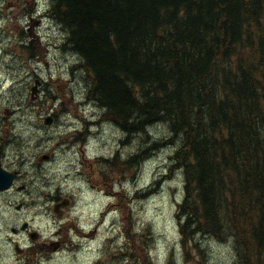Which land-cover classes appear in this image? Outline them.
Here are the masks:
<instances>
[{
    "label": "trees",
    "instance_id": "1",
    "mask_svg": "<svg viewBox=\"0 0 264 264\" xmlns=\"http://www.w3.org/2000/svg\"><path fill=\"white\" fill-rule=\"evenodd\" d=\"M45 15L78 56L86 98L144 136L146 148L100 165L126 176L175 143L185 259L206 261L200 233L233 237L236 264H264V0H51ZM162 123L159 139L149 129ZM127 242L131 264H154L143 230Z\"/></svg>",
    "mask_w": 264,
    "mask_h": 264
},
{
    "label": "clouds",
    "instance_id": "2",
    "mask_svg": "<svg viewBox=\"0 0 264 264\" xmlns=\"http://www.w3.org/2000/svg\"><path fill=\"white\" fill-rule=\"evenodd\" d=\"M50 7L47 0H38L37 14L45 12ZM10 23H16L21 26L27 24V18H18L15 21L11 17L6 20H0V28L5 33L11 32L6 38H2L0 42V109L15 108L17 101L23 103L27 101L28 92L23 95H14V92L8 91V83L14 85V90H18L21 85L16 84V80L20 76H26L27 72L19 75L11 71L7 65L14 63L13 55L5 54V50L16 48L18 43H27V40L18 41L16 34L8 27ZM51 24V21L45 19L43 26L37 31L43 36L54 35L46 33L45 28ZM53 53L47 57L52 63L50 74L44 70L43 63H33V69L39 68V76L47 82L50 79H55L58 75H62L63 79L67 80L66 74L67 64L62 68H57V61L53 60ZM72 61L70 60L69 63ZM70 87L75 88V85ZM55 92V88L52 89ZM44 93L41 92V98ZM83 99V90H80L75 95V100ZM59 101H57V105ZM36 111L25 109L23 113L18 112L11 118L13 127L11 131L20 135L26 141L25 146L19 151L15 147L7 149V156L0 160L4 166L11 165L10 170L18 171L19 179L16 180L12 187L6 191H0V264H94L96 261H102L107 258L110 253L124 251L125 236L121 231V212L113 207L108 210L109 205H116L118 197L114 195H105V189L99 186L94 187L93 181L98 172L103 171L109 176L113 174L109 171L107 165H93V170L90 172L82 163L83 160L94 161L97 157L104 156L111 158L115 155L117 149L120 150L119 159L121 162L126 161L130 154L136 152L133 141L132 147L121 148L120 144L115 142L112 137H122L119 130L113 131V126L109 123L102 125L103 132L98 137L88 136L87 143L83 146V156L81 154V145L77 144L70 150L67 144H61L60 148L55 145L59 143L61 137L68 136L70 133L80 130L83 131V124L74 119L72 115H61L60 120L64 122V126L49 130L47 133L55 137L50 142L43 144L40 148L35 147L36 142L45 133L38 131L33 125L40 123L44 115L40 111V115ZM96 111L92 107L82 109V115L88 120H96L99 118V112L96 115H91ZM71 125V126H67ZM152 129H149L151 132ZM91 132L96 133L97 128L92 127ZM106 142V145H105ZM179 147V143L177 144ZM51 151L54 155V162L44 163L42 168L37 169L36 161L40 152ZM175 151L169 149L168 152ZM168 153H165V155ZM163 161L164 157L161 156ZM21 161L23 164L21 165ZM166 162V161H165ZM156 162L149 163L147 169L138 178L135 187L127 180H120L119 177L112 179L111 191L113 193H125L131 197L138 189H144L150 182L151 171ZM159 175V173L157 174ZM180 177V172L176 173ZM173 186L177 185V181L170 182ZM23 185V190L20 186ZM168 182L165 183V193H167ZM59 195L68 201L66 212L62 213V218H58L53 210L55 200ZM183 190L176 195L175 199L179 203L182 201ZM153 201L157 198L153 197ZM143 203V201H141ZM19 206V207H18ZM164 215L168 217V227L166 232V240H161L157 236L153 246L146 249L154 264H165L167 253L165 246L168 249H174L175 264H185L184 250L179 243L181 237L177 231L176 221L171 219L172 212L176 211V205L168 206V196H164ZM135 208V205H133ZM106 213L101 220V214ZM143 217L134 226L135 233H141L145 227V222L153 219L151 208L147 215L137 213ZM157 222L160 217H155ZM115 221V224H113ZM183 223V219L181 220ZM28 227L25 228L24 225ZM65 225H68L65 228ZM97 234L94 239H90L86 234L90 233L94 228H97ZM15 229L16 231H13ZM63 229V231H61ZM59 235H56L57 232ZM154 231L159 234L161 228L157 223ZM31 233H38L37 242L48 244L52 241L64 240L59 251L53 252L50 255L35 253L31 251L35 248L36 243L30 239ZM195 240H200V233H197ZM109 241H111L109 243ZM234 239L228 237L226 243H218L216 239H212L200 244L201 249L208 248L206 252L207 259L204 264H233L236 260L235 252L233 251ZM18 249H23V253L18 254ZM122 264H129L125 259Z\"/></svg>",
    "mask_w": 264,
    "mask_h": 264
},
{
    "label": "rangeland",
    "instance_id": "3",
    "mask_svg": "<svg viewBox=\"0 0 264 264\" xmlns=\"http://www.w3.org/2000/svg\"><path fill=\"white\" fill-rule=\"evenodd\" d=\"M47 2L50 4L51 0H47ZM37 9H38V0H0V20H6L8 19V17H11L13 21H15L18 18H24V17L27 18V24L24 26H21L16 23H10L8 27L15 32L18 41H24V40L28 41L26 44L25 43L22 44V42L18 43V46L16 48L5 50V54L13 55L14 58V63L7 65V67L11 71L16 72L18 75L20 73L27 72L26 76H20V78L16 80V84L21 85V87L18 90H14V85L11 82H9L8 91L14 92V95H23L25 91L28 92L27 101L23 103L22 107L20 106L21 102L17 101V107L15 108L0 109V138L3 139L8 138L9 140L11 139V142H8L6 146L7 147L6 152L9 147H15L19 151V149L25 146L26 141L24 140V138L11 131L12 127L14 126L11 121V118L15 116L18 112L23 113L25 109H29L33 111L39 109L40 111L44 112L41 122L33 125L38 131H42L45 133V136L41 137L36 142L35 147L37 148H40L43 144H46L51 140L55 139V137L48 135L47 133L51 129L64 126V122L60 120L61 115H72L74 119L79 120L83 124V131L76 130L70 133L68 136L61 137L59 143L55 145L56 148H60L61 144H67L70 150L73 146L79 144L81 145V154L83 156V146L87 143V137L88 136L98 137L99 135H101L103 132L102 125L104 123L111 124L113 126L112 129L113 131L119 130L123 134L122 137H112L111 134H109L110 138L115 140V142L119 143L121 148L132 147L133 141L137 142L135 144V148H136L135 153H137L140 148H146V142L144 143L143 141L144 138L143 135H141L140 137L138 136V134H136L135 136L133 135L130 137L121 128H118L117 126L112 124V122L106 120V118H108V114L106 113L104 107L86 98L85 91L88 83L86 81L87 79H85V72L83 69L77 66V63H79L78 56L75 53L66 49L63 44L64 43L63 41L66 39L65 31L62 29L61 26L56 24L53 20H50L45 15L46 14L45 12L37 14ZM45 19L51 21V24L47 28H45V32L52 33L53 29H55L54 35H48L45 37L37 31L43 26V22ZM7 35H11V32L5 33L4 30L0 28V42H2V38H6ZM53 53L56 54L53 56V60L57 61L56 67L58 69L62 68L63 65L65 64L68 65L66 69V74L68 76L67 80L63 79L62 75H58L55 79H52L50 75V79L47 82H45L39 76L40 69L39 68L33 69L31 67V64L29 63V62L43 63L44 70H47L50 74L52 63L49 60H47V57L49 55H52ZM70 60L72 61L71 63H69ZM37 81L39 82V84H37ZM71 85H75V88L70 87ZM34 86H37L38 90L35 97L32 98V88ZM53 88H55V92L52 91ZM80 90H83V99L80 101H76L75 95ZM41 92L44 93L43 98H41ZM57 101H59L58 105H57ZM88 107H92L93 109L96 110L93 111L91 115H96L97 112H99L98 119L88 120L84 118L81 110L86 109ZM40 111L36 112L38 116L40 115ZM49 115H51V117L53 116L52 117L53 119L52 122L48 124L46 123V118ZM93 122H98L99 124L96 123L97 126H95ZM67 126H71V125H67ZM92 127L97 128L96 133L91 132ZM150 128H152L153 131L152 134H154L159 139L169 136V128L165 123L155 124L150 126ZM174 147H175V143L166 146L165 147L166 150L164 148H161L159 150H154L153 153H151V155L145 159V162H142L141 167L136 171V173H134L135 171H133L131 173H127L126 176H121V174H119V171H115V172H111L113 174L112 175L113 177H111L108 174L105 175V172L103 171L98 172L93 183L97 185L107 186V189L104 188L105 195H114L118 197L116 205H109L106 211L111 210L113 207H115L121 212V231L125 236L126 242L123 245L125 249L124 251L121 252L118 249L115 253H110L105 260L96 261L94 262V264H115V263L122 264V262L125 259H127L129 261V264H131L128 258L129 257L128 251L130 249L128 247L127 241L128 240L132 241V237L136 238L137 236V233L133 231V228L140 219H143V217L138 216L137 213H144L145 215H147L149 212V208H151L153 219L146 221L145 227L143 229V232H145V234L147 235V242L149 244L148 247H151L155 244L157 236H159L161 240H166L165 234L167 232L169 218L165 217L164 215V206H163L164 196L165 194H167L168 196L169 208H171L172 205H176V210H177L178 202L176 201L175 197L181 192V189L183 190V186H184L182 171H179L180 177L178 178L176 175L178 170H176V167H174L175 169L172 168L171 155L173 151L167 152L169 149H173ZM116 153L120 154V150L117 149L114 156H116ZM165 153L168 154L165 155ZM48 155H52V157L46 158L45 156ZM161 156L164 157L163 161L160 160ZM100 160L101 159L98 157L94 161H87L82 159V163L85 165V168L91 172L93 169V165L100 164L99 163ZM153 161H155L156 163L152 168L150 182L146 188L136 190L131 197H128L123 192L113 193L111 191V187H112L111 181L112 179H115L117 177H119L120 180L129 181L135 187L138 178L142 176V174L147 169L149 163ZM51 162H54L53 153L51 151L49 152L42 151L38 155L35 166L39 170L40 168H42V165L44 163H51ZM20 163L22 165L23 161H21ZM9 167H10L9 169H11V165ZM158 173L159 175H157ZM174 180L177 181L176 186H173L170 183L171 181ZM166 182H168L167 193H165ZM146 193L148 194L145 196ZM153 197H156L157 199L153 201L152 199ZM141 201H143V203H141ZM133 205H135V208L133 207ZM105 214L106 213L101 214V220L103 219V216ZM157 216L160 217L158 222L155 219V217ZM171 219H174L176 221L177 231L180 234L179 221L176 216V211L172 212ZM157 223L161 228V232L159 234H157L154 231V229L157 226ZM113 224H115V221H113ZM67 227L68 225H65V228ZM98 227L99 225L97 226V228H94L90 233L86 234L87 237L90 239H94L97 234ZM126 229H128L129 234L126 233L125 231ZM61 231H63V229ZM202 236L203 237H200V241L205 244H207V242L212 239H216L218 243H226L227 241V239L221 240L212 235H202ZM30 239L35 241V239L31 237ZM64 242L65 241L62 240V246ZM110 242L111 241H109V243ZM35 243H38L37 240L35 241ZM179 243L181 244V239ZM58 244H59L58 241L50 242L48 245L38 243L36 244V246H41V245L42 246L38 247L36 250H38V253H42L47 256L53 252L60 250L57 249V247H54V245H58ZM142 245H145V243L142 242ZM132 247L134 248V250H136V252L137 249L140 251L139 253L143 261L144 258L143 247L139 249V247L136 244V240H133ZM207 251L208 248L206 247L204 253L206 257H207L206 255ZM165 252L167 253L165 264H175V260L173 258L174 249L169 250L166 245ZM186 260L187 259H185L184 256L185 264L195 263V259L193 260V258L192 259L189 258L190 261L189 260L186 261ZM233 264H236V261H234Z\"/></svg>",
    "mask_w": 264,
    "mask_h": 264
},
{
    "label": "flooded vegetation",
    "instance_id": "4",
    "mask_svg": "<svg viewBox=\"0 0 264 264\" xmlns=\"http://www.w3.org/2000/svg\"><path fill=\"white\" fill-rule=\"evenodd\" d=\"M8 142H11V139L9 140L8 138H0V160H3L4 158H6V156H7V152H6V146H7V144H8ZM50 157V156H49ZM98 158H100V159H110V158H108V157H104V156H100V157H98ZM97 165V164H96ZM98 165H100V164H98ZM10 165H8V166H4L2 163H0V168H3V169H7V170H10L9 167ZM93 170V169H92ZM10 171H13L15 174H16V177L13 179V182H12V184L8 187V188H10V187H12L13 186V184H15V182H16V180L17 179H19V174H18V171H14V170H10ZM101 172V171H100ZM94 185V187H96V186H99V187H103V188H105V189H107V186H104V185H97V184H95V183H93ZM8 188H6V189H0V191H6ZM24 188V186L23 185H21L20 186V189H23ZM54 200H55V204H54V210H55V208H56V205H59L61 202H63L65 199L64 198H61L59 195H57L55 198H54ZM68 207V205L67 206H63V207H60L59 208V210H60V214H58L56 211V214L58 215L57 217L58 218H62V213H64V212H66V208ZM24 227L25 228H27L28 227V225L27 224H25L24 225ZM13 231H16L15 229H13ZM32 234H35V235H37L38 236V233H31L30 234V237L32 238ZM60 234V232L58 231L57 233H56V235H59ZM37 240V238L35 239V241ZM34 241V242H35ZM53 242V241H52ZM58 245L60 246V247H62V240L61 241H58ZM36 244H38V243H36ZM49 244V243H48ZM47 244V245H48ZM38 247H40V246H35V248H33L31 251L33 252V254H35V253H38V251L36 250ZM60 247H57V249H60ZM23 251L24 250H22V249H18V254L19 253H23Z\"/></svg>",
    "mask_w": 264,
    "mask_h": 264
},
{
    "label": "water",
    "instance_id": "5",
    "mask_svg": "<svg viewBox=\"0 0 264 264\" xmlns=\"http://www.w3.org/2000/svg\"><path fill=\"white\" fill-rule=\"evenodd\" d=\"M33 90H34V92H36V87H34ZM51 122H52V117L51 116L47 117L46 123L49 124ZM15 176L16 175L14 173L9 172V171H7V170H5L3 168H0V189L8 188L12 184L13 179L15 178ZM66 204L67 203H63L62 205H66ZM58 206L56 208L57 211H58Z\"/></svg>",
    "mask_w": 264,
    "mask_h": 264
},
{
    "label": "bare ground",
    "instance_id": "6",
    "mask_svg": "<svg viewBox=\"0 0 264 264\" xmlns=\"http://www.w3.org/2000/svg\"><path fill=\"white\" fill-rule=\"evenodd\" d=\"M8 26H9V25H8ZM133 135L135 136V134H133ZM133 135H132V136H133ZM132 138H133V137H132ZM129 139H130V138H129ZM178 140H179V139H178ZM129 142H130V141H129ZM171 143H172V142H171ZM179 144H180V142H179ZM169 145H170V144H169ZM166 146H168V143L165 144L164 146L159 147V148H160V149H161V148H164V149H165ZM174 148H175V147H174ZM174 148H173V149H174ZM177 149H178V148H177ZM165 150H166V149H165ZM162 152H163V151H162ZM167 152H168V151H167ZM173 152H174V151H173ZM173 152H172V153H173ZM180 169H181V168H180Z\"/></svg>",
    "mask_w": 264,
    "mask_h": 264
}]
</instances>
